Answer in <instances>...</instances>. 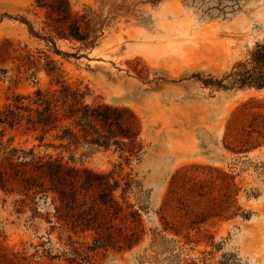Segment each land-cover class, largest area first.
I'll list each match as a JSON object with an SVG mask.
<instances>
[{"label": "rangeland", "instance_id": "rangeland-1", "mask_svg": "<svg viewBox=\"0 0 264 264\" xmlns=\"http://www.w3.org/2000/svg\"><path fill=\"white\" fill-rule=\"evenodd\" d=\"M256 43L264 0H0V106L106 114L3 130L0 264H264V88L218 85Z\"/></svg>", "mask_w": 264, "mask_h": 264}, {"label": "trees", "instance_id": "trees-1", "mask_svg": "<svg viewBox=\"0 0 264 264\" xmlns=\"http://www.w3.org/2000/svg\"><path fill=\"white\" fill-rule=\"evenodd\" d=\"M69 25L72 30L66 34H61V37L84 40V37L79 32L76 19ZM44 57L46 74L54 79L55 84L60 83L58 80L60 76L59 69L55 67L54 62L47 55ZM18 60L16 65L18 72L22 68H24L25 72H28L35 65L33 54L29 51H25L24 54L20 55ZM224 78L228 79V84H218L224 88H264V43H256L249 52L248 60L237 62ZM208 84L209 82H204V85ZM84 95L85 93L82 90L63 84L51 91L36 88L29 93L12 92L0 106V151L7 156L12 150L9 149V143L2 140L5 128L21 125L23 121L27 128L32 130L53 128L56 126L58 107L64 108L66 105L65 109L68 108V111H72V114L69 116L67 114L66 117H77L79 123L92 117L105 119L106 114L99 113L95 108L87 104L81 105L80 100ZM62 132L71 133L69 128L62 129ZM56 137L61 139L64 136L61 134Z\"/></svg>", "mask_w": 264, "mask_h": 264}]
</instances>
